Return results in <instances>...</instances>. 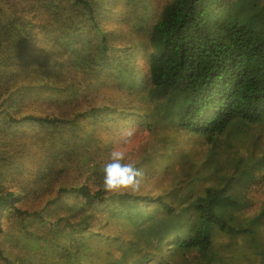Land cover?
I'll use <instances>...</instances> for the list:
<instances>
[{
    "label": "trees",
    "instance_id": "obj_1",
    "mask_svg": "<svg viewBox=\"0 0 264 264\" xmlns=\"http://www.w3.org/2000/svg\"><path fill=\"white\" fill-rule=\"evenodd\" d=\"M157 3L0 0V264H80L96 255L100 264H174V256L226 240L236 246L221 247L223 258L264 264V199L246 211L248 193L264 183V162L249 151L227 146L230 160L208 167L217 177L198 192L194 180L159 195L103 190L102 166L123 145L100 141L114 113L138 122L127 141L165 123L182 132L179 140L189 133L212 145L234 124L264 120V0ZM113 4L126 7L128 28L145 36L134 49L107 30ZM152 4L159 11L148 20ZM108 88L153 110H128ZM143 151L128 163L146 183L155 174L140 159L164 154L152 145ZM237 180L244 191L234 189ZM95 218L125 222L128 239L117 253H98Z\"/></svg>",
    "mask_w": 264,
    "mask_h": 264
},
{
    "label": "rangeland",
    "instance_id": "obj_2",
    "mask_svg": "<svg viewBox=\"0 0 264 264\" xmlns=\"http://www.w3.org/2000/svg\"><path fill=\"white\" fill-rule=\"evenodd\" d=\"M155 1L158 2L157 5H161L165 0ZM113 5H115V14L112 17L107 30L113 31L114 35H112V37L115 40L117 38L119 42H128V47L134 49L138 43H143L145 41V36L141 31L135 34V28H128L129 25L126 23V20L128 19L130 11L128 12L126 7L119 4ZM158 11L159 8L155 4H152V6H149V11L143 16L148 20L151 18L154 20L158 15ZM44 19H46V23L51 22L48 15H45ZM115 20L120 22L119 26L114 24ZM49 26L52 27V24ZM135 51H139V48ZM140 63H142V61H140ZM107 91L109 96L113 98L110 100H113L116 104H121L120 106H123L128 110L132 109L133 104L139 106L141 109L147 108V111L149 112L153 110L151 104H147V106L146 104H138L135 102V99L132 101L131 98H126L125 95L119 96L115 93L116 91L111 88H108ZM102 92L104 94V91ZM137 124L138 122L135 117L121 119L118 113H114L112 122L106 123V130L103 134L99 135V137L105 139L100 140L103 144L109 143L117 138V141L123 142V145L121 143L118 148H122L125 151L127 155L125 162L134 161V158H131V155L144 157L143 149L149 145H152V148L157 149L160 153L164 154L162 155V158L155 159V161L154 159H140L143 162L142 169L146 171L148 176L155 174V177L146 183L142 182L141 189L138 193L159 195L164 191H167L166 189L170 186L175 185L178 180L181 181L182 186H185L188 181L194 180L193 186L195 192H198L205 185L215 181L217 177V172L213 171L212 173V171H208V167L212 165L214 166V164L220 167L223 164L228 163L230 160L231 153L227 146L243 149V151H249L255 156V158H259L264 162V120L257 124H249V126L245 125L244 127H238L237 124H234L226 133L217 138L215 145L207 143L201 137H195L189 133L183 134L179 140V136L182 132L168 128L170 126L167 127L165 123L159 124L155 126V128H153L155 124H152L151 127H141L132 139L127 141L129 136L125 135V130L132 129ZM157 138H164L172 144L170 145L171 148L168 149L164 146V144L167 143L166 141L161 142L160 140H156ZM211 151H213V153H211ZM212 154L213 156H211ZM237 185H239V187ZM233 186L235 190H239V188L243 191L245 190V184L238 180ZM130 193L132 192L122 190L112 194L123 195ZM247 199L246 211L247 213H250L255 206L253 204V207H248V205L264 199V183H260L253 189V191L251 190L247 195ZM113 208L109 207L107 208V212H102V215H104L102 218L106 217V213L108 215L110 209ZM102 218H95L91 221V226L93 227L92 230L97 231L98 229L100 234L99 238L95 239L94 242L96 243L94 245L98 247L99 254H103L101 251L105 250L117 253L120 243H122V241L126 243L128 239L124 231L125 222L121 219H115L114 221L108 222L107 218H105V220H102ZM14 232V238L18 240L22 235V230L19 227L14 226ZM116 237L119 238V242L113 241ZM104 239H110V241H105ZM235 246L234 242H230L229 240H226L225 243L215 242L210 252L188 253L185 255L180 254L174 256V264H245L246 259L239 258L238 260L237 256L233 258L229 253H225L224 258L220 255L221 252H219V250L221 247H224L227 250L233 249L234 251ZM85 247L88 248V245ZM252 253L253 252L250 254ZM97 259H99V257L96 255V257L92 256V260L90 259L88 263H85L84 261H81V263L100 264V261L98 262ZM78 262H80V260H78ZM258 264H263V262L259 260Z\"/></svg>",
    "mask_w": 264,
    "mask_h": 264
},
{
    "label": "clouds",
    "instance_id": "obj_3",
    "mask_svg": "<svg viewBox=\"0 0 264 264\" xmlns=\"http://www.w3.org/2000/svg\"><path fill=\"white\" fill-rule=\"evenodd\" d=\"M133 129L125 130L126 136L133 135ZM126 153L122 148L111 151L109 159L102 166L103 190L109 193L122 190L136 193L140 191L143 181V172L134 163L125 162Z\"/></svg>",
    "mask_w": 264,
    "mask_h": 264
}]
</instances>
